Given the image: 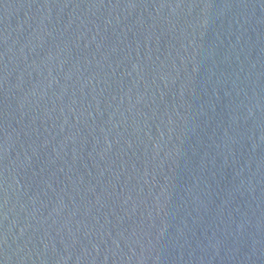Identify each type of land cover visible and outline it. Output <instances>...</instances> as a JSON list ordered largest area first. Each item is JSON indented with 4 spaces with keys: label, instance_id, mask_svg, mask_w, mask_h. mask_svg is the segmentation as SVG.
<instances>
[{
    "label": "water",
    "instance_id": "95a60500",
    "mask_svg": "<svg viewBox=\"0 0 264 264\" xmlns=\"http://www.w3.org/2000/svg\"><path fill=\"white\" fill-rule=\"evenodd\" d=\"M0 264H264V0H0Z\"/></svg>",
    "mask_w": 264,
    "mask_h": 264
}]
</instances>
